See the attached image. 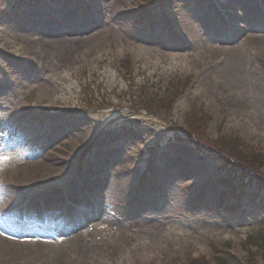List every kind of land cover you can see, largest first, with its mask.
Listing matches in <instances>:
<instances>
[{
    "label": "rangeland",
    "instance_id": "rangeland-1",
    "mask_svg": "<svg viewBox=\"0 0 264 264\" xmlns=\"http://www.w3.org/2000/svg\"><path fill=\"white\" fill-rule=\"evenodd\" d=\"M65 1L57 7L65 14L62 25H42L37 19L42 4L20 7L0 0V206L16 207L36 192L73 183L94 162H107L99 168L107 179L103 195L95 199L83 187L82 195L74 186L68 192L92 210L99 207L101 214L83 239L63 232L62 242L57 235L46 243L45 257L43 251L35 255L9 246L41 245L33 237L17 236L0 218V264H194L195 259L214 264L215 249L225 252L230 264L250 256L260 264L264 193L258 199L252 183L222 192L219 180L228 176L226 171L241 170L240 162L228 156L225 170L216 149L194 150L166 126L171 118L162 113L127 118L130 107L118 96L125 82L110 63L131 58L136 80L142 81L170 83V75H185L191 99L209 118L206 134H235L247 153L264 155V38L221 40L216 8L230 0H162L157 15L177 29V38L152 23L134 25L132 17L146 0ZM257 2L249 0L243 8L254 10ZM56 27L74 34L45 31ZM22 32L25 38L13 37ZM202 34L220 50L235 47L236 58L201 53L196 38ZM27 37L44 40L33 46ZM92 75L107 100L87 106L78 80ZM162 90L154 93L163 95ZM184 106L191 104L180 101L175 116ZM16 115L22 131L6 141ZM104 220L111 224L101 226ZM60 248L64 257L54 259Z\"/></svg>",
    "mask_w": 264,
    "mask_h": 264
},
{
    "label": "trees",
    "instance_id": "trees-1",
    "mask_svg": "<svg viewBox=\"0 0 264 264\" xmlns=\"http://www.w3.org/2000/svg\"><path fill=\"white\" fill-rule=\"evenodd\" d=\"M146 1L149 3L155 2V0ZM148 15L149 9H144L139 13L137 19L144 21ZM110 66L113 69H116L115 65L113 66L112 63H110ZM122 66L124 68L123 72H118V69H116V71L118 72L117 74L119 76L121 75L120 77L124 78L128 82V94L126 91L122 90L121 97L126 99V101L130 104L131 109L148 111L155 117L157 116V113H162L165 116L167 113L173 112L172 104L186 90L185 85H181L178 83V81H174L176 75L171 76V80L169 81L170 83H167L163 95H157L154 93V91L149 90L150 86L146 82L134 87V78L131 69H129L128 63L125 62ZM96 83L97 78L95 75H92L89 79H85V82L79 84L81 92H84L86 96L83 97V100H87L90 103L100 100V92L96 86ZM93 84H95V86ZM103 99L105 100V98ZM167 116L169 115H166V117ZM171 122L172 124L170 127L173 126V128H176L180 138H188L195 142L194 144L196 146H201V144H204L214 147L218 154L224 156L225 158L229 156L244 165L245 168H247V170L245 169L246 174L244 172L242 175H237V173L234 172L230 174V177H233L235 181L238 177L241 179V181L256 183L257 195H259V189H264V155L257 153L255 150L247 153L241 148L243 144L242 141L234 135H219L214 140L208 138L205 134L206 119L199 112L183 111L179 116H177L176 119L171 120ZM261 168H263L262 171H260ZM259 171L261 173H259ZM230 177L225 180L227 183H232L233 179ZM253 241L256 243L255 239H253ZM261 247V253L264 257V245H260V248ZM215 260L217 264H230L228 263V260L219 255H216ZM194 264L208 263L205 261H196Z\"/></svg>",
    "mask_w": 264,
    "mask_h": 264
},
{
    "label": "bare ground",
    "instance_id": "bare-ground-1",
    "mask_svg": "<svg viewBox=\"0 0 264 264\" xmlns=\"http://www.w3.org/2000/svg\"><path fill=\"white\" fill-rule=\"evenodd\" d=\"M230 2H231V0L225 1L224 3H220V10H218L216 8V19L225 26H226V20L229 22H233L232 20L237 19L238 17H241V18H245L246 20L249 21L250 15L255 14L249 8H246V9L243 8V6H245V7L248 6L249 0H239L236 5H232V3H230ZM228 9H230V12H228ZM234 9L239 11V13H236L235 11H233ZM257 11H258V9H257ZM210 13H212V11ZM226 14L228 16H226ZM262 17H264V15ZM255 26L256 25L254 23L251 25L252 28H254ZM261 26H262L261 28H258V26H257V28L254 30L249 29V30H251L252 33L251 32L247 33L246 31H243V33H241L237 30L235 33L240 34V37H242V35L245 34V36H246L245 38L258 36L256 39L258 42H261V39L264 38L263 37L264 36V25H261ZM45 31L52 32L53 35H73L74 34V33L62 34L63 33L62 30L58 27H56L53 31L52 30H45ZM219 35H222V31L219 33ZM203 37H200V41H201L200 45H203L201 47V51L203 53L208 52L210 57H213L215 54L218 53V51H219V53L226 52V53H228V55L236 58L237 49H235V47L230 48L228 50L227 49L226 50H219L218 46L214 45L213 42L211 43V42L207 41ZM224 39H227V41L229 42L231 39H233V37L230 38V37L226 36ZM243 40H244V38H243ZM207 42H209V43H207ZM31 44L33 46L38 45L36 42H32ZM204 44H205V46H204ZM225 48H227V47H225ZM101 163L102 162H98V166L93 170V173L90 172V173H87V175L92 174V176L95 178L94 180H97L98 182H101L103 184L107 179L105 178L104 175L103 176L100 175L101 174L100 171H97V168L99 166L105 167L104 164L103 163L101 164ZM61 166L66 167V164H62ZM95 174H97V175H95ZM83 183H86L88 186H92V184L89 182L85 181ZM50 194H52V195H50L49 198L54 199L56 197L54 195H56L57 193H50ZM28 203H29V200H28ZM141 206L145 207L146 203L141 202ZM93 215H96V216H95V218L92 219V221L98 219L99 214L97 212H94ZM102 219H99V220H102ZM92 221L86 217H82L79 220H73L71 217H65V220H64L62 225H60V224L57 225V223L53 222V225L51 223V226L44 228L41 231H32L28 228L18 226L15 223H9V225H11L10 227L13 228V230L15 231L16 234L30 235L31 237H33L35 239L36 243L40 244L41 246H39V247L37 246L36 249H33L31 247H23L22 245H16V244L9 243V242H7V243L9 246H15L19 250L28 251L31 254H35V255H37V254L39 255V254H41V251H43L44 253H43L42 257H45V255H47L48 253L44 251V246L46 245V243H48V244L50 243V241L54 238L55 234H57L58 232H64V233H70L71 232V236L78 237V239H83L87 235L86 230H88L91 227ZM6 223H8V222H6ZM108 224H111V223L104 220V224H101V226H107ZM53 228H56V231H54ZM37 230H40V227H38ZM60 237L61 236H59V238ZM15 247H12V248H15ZM64 254H65V251H63V249L60 248L58 250V252H56L54 254V259L60 260L64 257Z\"/></svg>",
    "mask_w": 264,
    "mask_h": 264
}]
</instances>
